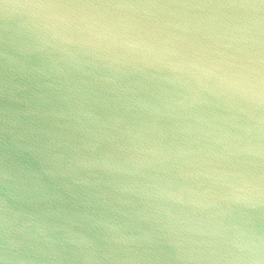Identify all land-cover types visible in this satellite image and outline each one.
I'll return each mask as SVG.
<instances>
[{"label": "water", "instance_id": "water-1", "mask_svg": "<svg viewBox=\"0 0 264 264\" xmlns=\"http://www.w3.org/2000/svg\"><path fill=\"white\" fill-rule=\"evenodd\" d=\"M0 46L264 240V0H0Z\"/></svg>", "mask_w": 264, "mask_h": 264}]
</instances>
